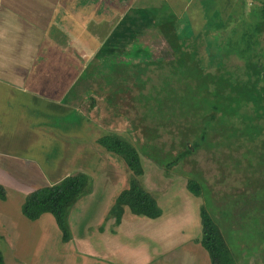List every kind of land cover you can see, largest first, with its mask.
<instances>
[{
	"label": "rangeland",
	"instance_id": "obj_1",
	"mask_svg": "<svg viewBox=\"0 0 264 264\" xmlns=\"http://www.w3.org/2000/svg\"><path fill=\"white\" fill-rule=\"evenodd\" d=\"M145 7L128 11L108 36L107 44L115 43L118 46L114 49L120 51L123 47V52L146 48L156 59L169 55L168 59L173 56V51L165 41H161L165 34L158 25L163 20L159 15L156 17L160 11H154L151 2H147ZM164 29L168 31V27ZM95 46V43L90 44L89 60L97 51ZM195 50L197 52V47ZM208 55L207 63H214L216 59L211 57V53ZM83 60L86 63V59ZM260 71L264 74V69ZM253 73V70L245 73L247 81H244L246 76L235 79L230 91L249 92L263 88L264 82L259 77L256 79L257 74ZM222 77L219 75L215 80ZM217 89L223 90V87L218 86ZM100 98L90 107L89 117L94 123L91 122L89 127L90 139L86 138L89 139V145L84 147L87 151L75 156L74 164L88 169L94 177L96 191L101 187L106 190V195L101 200L84 198L77 203L72 223L71 219L69 223L74 235L76 233L85 240L79 241L78 247L105 264H210L207 251L198 241L201 234L199 208L204 205L219 225L237 264H264V194L258 192L257 176L251 166V158L257 164L255 155L264 151V135L254 129L255 125H264V118L251 116L250 110L242 107L244 100L232 101L219 122L220 128L230 133L226 139L218 135L222 130L215 126V119L204 137H195V132L188 133L192 126L199 124L197 114H189L195 110L184 105L180 107L182 110L173 111L171 106L162 105L157 115L150 116L152 122L147 123V130L143 132L137 125H130L126 117L115 115ZM247 104L249 107L251 102ZM218 114H221L220 110ZM109 131L122 134L136 146L144 169L138 179L157 199L161 209L159 215L149 216L126 208L120 221H115L114 215L107 212L108 209L112 211L113 197L128 187L125 185L129 184L128 178L132 175L121 157L96 142V136ZM186 135H191L200 148L176 160L181 147L178 146L179 141ZM162 146L167 154L159 152ZM259 172L258 176L263 180L264 168L261 165ZM188 179H195L202 185L200 195H194L187 187ZM6 205H10L8 210L13 212L15 203L0 199V206ZM20 216L21 219L17 216L0 218V234L12 226L13 233L3 237L12 235L19 239L18 246L10 253L21 257L19 259L25 264L56 262L53 254L65 250L63 248L70 243L61 241L60 229L51 213L43 215L42 221L28 220L21 212ZM112 234L116 237L112 238ZM0 242L7 255L9 251L4 241ZM64 261L72 262L67 256Z\"/></svg>",
	"mask_w": 264,
	"mask_h": 264
},
{
	"label": "crops",
	"instance_id": "obj_2",
	"mask_svg": "<svg viewBox=\"0 0 264 264\" xmlns=\"http://www.w3.org/2000/svg\"><path fill=\"white\" fill-rule=\"evenodd\" d=\"M137 2L0 0V184L6 194L4 199H0L15 203L13 212L8 210L10 205L0 206V218H20L21 203L30 190L78 171L92 176V189L72 207L69 213L71 223L77 203L84 198L101 200L106 195V190L101 187L100 191H96L94 177L88 169L74 164L75 156L87 151L84 147L89 145V127L91 122L94 123L89 117V102L84 104L85 96L78 97L77 94L83 89V84L79 82L75 87L74 83L82 68L78 61L89 57L90 44H96V51L128 11L138 7L145 9V4L151 2L154 11H160L156 17L160 16L163 20L158 24L165 34L161 41L171 47L173 56L177 55L175 49H178L179 55L186 49L187 52L194 50L192 45L188 48L176 47V33H181L185 40L191 35L192 44L197 47V60H191L192 63L215 69L227 60L223 67L230 73L237 69L234 62L240 59V55H236L235 51L224 55L222 44L233 42V28L235 25L240 27L246 19H258L264 23L261 0H140L139 5ZM167 27L168 31H165ZM173 27L177 28L176 32L171 29ZM255 41V47H264V31L260 38H253V43ZM209 53L216 59L214 63H207ZM107 212L112 215L109 209ZM46 213L49 212L34 220L22 214L28 220L42 221ZM3 225L6 224L3 222ZM5 231L0 234V240L4 241L9 251L6 255L0 242L5 264H25L21 257L10 253L18 246L19 239L12 235L3 237L13 233L12 226L6 227ZM71 232L72 238L64 241L70 245L53 254L56 262L49 264H105L80 249L79 241L85 240L76 233L74 235V230ZM66 256L72 262H65ZM81 257L83 260H80Z\"/></svg>",
	"mask_w": 264,
	"mask_h": 264
},
{
	"label": "trees",
	"instance_id": "obj_3",
	"mask_svg": "<svg viewBox=\"0 0 264 264\" xmlns=\"http://www.w3.org/2000/svg\"><path fill=\"white\" fill-rule=\"evenodd\" d=\"M261 2L263 3L262 10L264 13V0H261ZM251 14L254 15L257 13L251 12ZM218 16H220L219 12ZM215 20L219 19L215 18ZM250 21L246 19L241 23L240 27L235 25L232 31L235 36V38L234 36L232 38L233 42L229 41L222 44V47L225 50L224 55L228 54L230 51H235L237 53H235L236 55H240H238L240 59L234 62L237 69H235L233 73H230L228 69L223 67L227 64V60L219 64L214 70L209 71L210 76L219 73H225V75H222L224 77L217 80V86L215 87V89L210 92V94H214L213 96L204 95L198 97H187L183 99L166 98L156 99L154 101L149 100L145 103H142L143 105L141 104L142 110H137L135 105L131 104L130 102L124 103L107 99L105 103L106 107L109 108L115 115L126 117L130 125H137L141 130H143V132H145V130H147V123L152 122V119H149L150 116L152 114L157 115L159 113L158 109L160 106H171L174 109L173 111L182 110L180 109V107H183L184 105L189 106L190 110L196 111H190L189 114H197V121L199 123L197 126L196 124L195 126H192L188 132L189 134L191 132H195V137L197 135L199 137H204L208 133V130L212 127L211 121H214V119L215 126H218L220 128L219 122L222 118V114L228 111L230 103L232 101L244 100V106L242 107L250 110L249 114L251 116H253L255 119L264 118V87L259 90H253L249 92L233 91L235 93H231L230 90H227V87L223 84V82H227L232 88V83H235V79L239 78L240 80L243 76H246L245 73H248L249 70H253V75L257 74L256 79H258L259 77V79L264 82V74L260 71L261 69H264V47L260 48L258 45L255 47L256 41L253 43V38L256 37L257 39V37L260 38L262 36V33L264 31V23L258 19H255L251 22ZM171 29L176 32L177 28L173 27ZM176 36V40H178L176 47L178 46L181 48H188L189 45H192L194 50H191V52H187L186 49L185 52H180L179 55L178 49H175V53L177 55H174L173 57L180 64L189 65L192 69L198 68L199 64H195V62L192 63L191 61L197 60V55H195L196 45L192 44L191 35L187 37L186 40L185 37H183L179 32L176 33ZM107 38L100 44L95 53L98 61L93 64L90 76L112 78L115 71L121 66L115 62L114 58L115 56L120 55L119 52H123V47L119 49L120 51L115 50L114 47L118 45H115V43L107 44ZM187 39H189L188 42ZM147 50L148 49L146 48H138L136 50H132L133 52H129L141 55L142 57H148L150 56V53H148ZM124 67V71L135 69V67H133V65H130L128 61L124 64ZM207 67L208 66L201 65V68ZM83 76L86 77L85 70ZM247 79L248 77L246 76L244 78V81H247ZM254 83H256L255 80ZM218 86H222L223 90L217 89ZM246 102H251V105L247 107L248 104ZM95 103L96 102L94 100H91L89 102V105L93 107ZM124 106L126 109H124ZM128 110H130V112H133L131 113L133 117H131V115L128 113ZM219 110L221 111V114H218ZM166 114L167 113L165 112V115ZM170 124L175 125V123L171 121ZM263 127L264 125H255L254 129L264 135ZM165 134L167 133L165 132ZM174 134L177 135L176 132ZM121 135L116 132H107L99 135L96 138L97 143L102 145L107 151L119 155L124 160L132 173L129 178L128 187L122 189L119 192V194L115 198L114 203L112 204V211H110V213L114 215L115 221H120L125 208H130V210L136 213H142L149 216H157L161 211V209L157 205V199L151 194L150 191H148L142 184H140V181L138 179V176L140 174H143L144 172L140 154L138 153V150L133 142ZM218 135H220V137L223 136L222 138L226 139L228 135H230V133L226 130H222V132H218ZM179 142L180 143L178 144V146L181 147L178 148V153L175 158L176 160H180V158L198 151V149L200 148L197 145V141L194 140L191 135H186ZM262 145L264 147V140L262 142ZM162 148L163 146L161 147L159 152H167L165 149L162 150ZM150 154L153 155L152 153ZM255 158L257 160V164L259 165H257L251 158V166L253 172L255 173V176H257L256 182H258V192L264 194V179L261 180L258 176V173H260V165L264 168V151H259L255 155ZM170 163L173 164L172 161ZM163 165L168 167L167 164ZM187 187L192 190V193L194 195H200L202 192V185L195 179H188ZM91 189L92 177L89 174L79 171L68 174L51 184L42 185L34 188L33 190H30L25 195L24 200L21 203V212L31 220L39 218L44 212L51 213L58 228L61 231L62 241H69L72 238V232L69 225V213L77 200L83 195L90 192ZM5 196V188L0 184V198L4 199ZM199 217L201 234L198 241L207 251L210 263L237 264L234 254L231 251L225 237L223 236L219 225L204 205H200ZM0 264H5L1 249Z\"/></svg>",
	"mask_w": 264,
	"mask_h": 264
},
{
	"label": "water",
	"instance_id": "obj_4",
	"mask_svg": "<svg viewBox=\"0 0 264 264\" xmlns=\"http://www.w3.org/2000/svg\"><path fill=\"white\" fill-rule=\"evenodd\" d=\"M167 57L169 55L157 59L153 55L148 57L137 54L117 55L114 60L121 66L112 78L90 76L93 64L98 61L95 53L90 60L89 57L83 58L86 59V63L79 59L82 68L74 84L77 87L78 83L82 82L83 89L77 93L78 97L85 96L86 102L91 100L96 102L99 97L105 103L107 99L130 102L137 110H142V103L149 100L213 96L214 94L210 92L217 86L218 79H215L219 75H225L219 73L210 76L209 71L212 70L208 68H201L199 65L198 68L192 69L189 65L178 63L173 56L168 59ZM127 61L135 69L124 71V64ZM84 70L86 77L83 76ZM223 84L227 90H231L229 83Z\"/></svg>",
	"mask_w": 264,
	"mask_h": 264
},
{
	"label": "flooded vegetation",
	"instance_id": "obj_5",
	"mask_svg": "<svg viewBox=\"0 0 264 264\" xmlns=\"http://www.w3.org/2000/svg\"><path fill=\"white\" fill-rule=\"evenodd\" d=\"M124 109H126V108H124ZM128 111H129L128 113L131 115V112H130V110H128ZM131 117H133V115H131ZM153 160L155 161V159H153ZM155 162H156V161H155Z\"/></svg>",
	"mask_w": 264,
	"mask_h": 264
}]
</instances>
